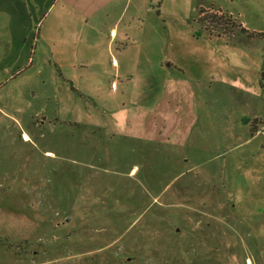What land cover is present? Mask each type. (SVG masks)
Instances as JSON below:
<instances>
[{"label":"rangeland","instance_id":"obj_1","mask_svg":"<svg viewBox=\"0 0 264 264\" xmlns=\"http://www.w3.org/2000/svg\"><path fill=\"white\" fill-rule=\"evenodd\" d=\"M126 12L121 27L153 31L156 57L191 72L188 83H217L211 147L197 159L139 157L112 134L64 123L111 119L65 92L74 69L14 53L0 76V264H264V0H131ZM51 82L61 99L45 107ZM221 83L259 96L247 128L226 131L241 111ZM55 111L59 122L37 126Z\"/></svg>","mask_w":264,"mask_h":264},{"label":"crops","instance_id":"obj_2","mask_svg":"<svg viewBox=\"0 0 264 264\" xmlns=\"http://www.w3.org/2000/svg\"><path fill=\"white\" fill-rule=\"evenodd\" d=\"M130 2L0 0V50L5 52L0 76L18 55L14 53H43L38 61L41 69H74L70 76L61 73L65 92H75L92 101L100 118L109 115L111 119L97 122L61 118L64 123L112 134L120 142L130 144L132 154L139 157L143 152L140 149H146L147 156L154 158L156 154L149 151L158 148L164 150L160 154L164 159H174L175 152L179 155L175 159H197V154L211 147L205 141L206 132L220 124L212 103L217 83L212 76L195 77L188 83L186 78L191 72L167 63L164 51L159 59L156 57V49L150 45L153 31L134 29L132 24L122 28ZM143 67L147 69L141 71L139 68ZM3 79L5 76L0 78ZM7 79L12 80L10 76ZM51 84L53 94L38 97L45 107L51 102L58 104L61 99L60 90ZM221 84L230 91L233 108L241 111L226 117V131L235 122L247 128L259 96L246 88ZM80 109L76 111L80 113ZM82 110L88 112L86 108ZM41 114L44 120L37 126L46 122L52 125L61 117L59 111L51 118L45 112ZM24 137L31 141L26 132ZM187 148L191 152L182 156V150Z\"/></svg>","mask_w":264,"mask_h":264}]
</instances>
